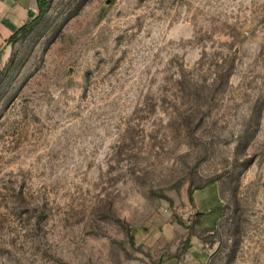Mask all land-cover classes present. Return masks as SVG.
<instances>
[{"label":"rangeland","instance_id":"374dc122","mask_svg":"<svg viewBox=\"0 0 264 264\" xmlns=\"http://www.w3.org/2000/svg\"><path fill=\"white\" fill-rule=\"evenodd\" d=\"M0 264H264V0H51L5 41Z\"/></svg>","mask_w":264,"mask_h":264},{"label":"crops","instance_id":"0c3cea01","mask_svg":"<svg viewBox=\"0 0 264 264\" xmlns=\"http://www.w3.org/2000/svg\"><path fill=\"white\" fill-rule=\"evenodd\" d=\"M38 14L37 0H0V46Z\"/></svg>","mask_w":264,"mask_h":264},{"label":"trees","instance_id":"16d2710c","mask_svg":"<svg viewBox=\"0 0 264 264\" xmlns=\"http://www.w3.org/2000/svg\"><path fill=\"white\" fill-rule=\"evenodd\" d=\"M37 2H38V9H39V14H38V16L34 19V20H32V21H30V22H28L27 24H25L24 26H22V27H20L8 40H7V43H10V42H14V41H16L17 39H18V37L20 36V35H22V34H25L26 32H28L29 30H30V28L39 20V19H41V17L45 14V12H46V10L49 8V6H50V2H51V0H37ZM190 200H193V197H192V195L190 194ZM181 225V224H180ZM144 231H146L147 229L146 228H144L143 229ZM133 231V228H130V227H128V230H127V232H128V235H129V233L130 232H132ZM130 241H132L131 243H133V239H134V236H133V234L131 233L130 234ZM188 239H189V237H188Z\"/></svg>","mask_w":264,"mask_h":264}]
</instances>
